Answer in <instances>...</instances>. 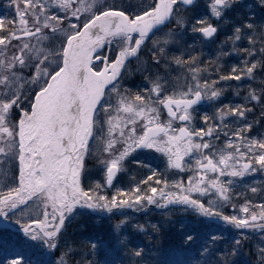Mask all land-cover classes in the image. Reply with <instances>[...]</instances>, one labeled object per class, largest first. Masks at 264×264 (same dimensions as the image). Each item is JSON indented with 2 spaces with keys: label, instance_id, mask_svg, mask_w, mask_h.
Returning <instances> with one entry per match:
<instances>
[{
  "label": "snow or ice",
  "instance_id": "1",
  "mask_svg": "<svg viewBox=\"0 0 264 264\" xmlns=\"http://www.w3.org/2000/svg\"><path fill=\"white\" fill-rule=\"evenodd\" d=\"M6 7L14 11L0 17V218L14 217L49 257L59 253L44 264H123L120 250L130 264H151L122 232L139 230L151 243L176 210L235 230L182 232L185 244H198L190 264H264V0H211L207 15L195 0ZM226 58L239 63L229 68ZM126 72L139 76L131 87ZM202 105L214 110L197 123ZM154 153L165 171L191 173L187 182L138 158ZM90 158L102 179L86 190ZM129 162L150 174L106 194ZM153 210L161 220L145 233L132 214ZM105 213L124 217L108 240L68 233L74 218Z\"/></svg>",
  "mask_w": 264,
  "mask_h": 264
},
{
  "label": "rangeland",
  "instance_id": "2",
  "mask_svg": "<svg viewBox=\"0 0 264 264\" xmlns=\"http://www.w3.org/2000/svg\"><path fill=\"white\" fill-rule=\"evenodd\" d=\"M109 2H112V0H109ZM8 3V0H0V17L8 16L9 19L12 18V13L14 10H10L6 7V4ZM211 3V0H197L196 5L200 8V14L201 15H207L210 14V8L208 5ZM166 31V29H165ZM220 39H223V36L220 37ZM191 43V42H189ZM218 43V41H217ZM215 45H209L207 48L204 49L205 52H211V55H215ZM227 51V49H225ZM194 54V53H193ZM207 59H210V56H205ZM187 59V57H185ZM227 59V58H226ZM236 60V58L228 59L229 68L232 64H236L233 62ZM239 63V62H238ZM137 66L136 61H132L129 64V68L135 69ZM177 73H174L173 75H176ZM127 80L124 82V87H131L133 83L137 82L139 80L138 75H132L128 76L127 72L125 73ZM236 85L233 84V87ZM221 87H224V85H221ZM230 99H233V92L229 90L226 93L225 98H223V103H228ZM115 103V99L113 101ZM235 102H239V100H235ZM219 106V105H217ZM214 109L201 106L199 108L197 115V123H201L199 120V117L202 116L205 112L211 113ZM162 119H165V117L162 115ZM230 123V122H228ZM155 154V153H154ZM154 154H151L153 156ZM150 155H142L138 157L139 159L143 160L147 165L150 167L159 166L161 167V170L159 172H162L163 175L167 177H171L174 174L177 175V180L182 179L185 183L187 182L188 175H191V173L187 174H176L178 170H168L165 171L166 168V160L161 157L159 153H156L155 156L161 157L162 159L156 160L151 157ZM159 157V158H160ZM152 160V163H149L147 159ZM127 167V172H121L118 174L117 178L114 179V187L107 189L106 194L111 195L113 191H115L116 188H122L127 187L128 182L135 177L137 180L146 178L147 175L150 173L147 171V169H141L137 167L136 165L129 162ZM99 165H97L96 161L93 159H89L86 164V169L89 173L88 177L84 179L82 186L85 187L87 190V187L91 183L98 182L102 179V173L98 171ZM158 170V169H156ZM146 174L144 177L142 175H138L139 173ZM256 180L261 179L260 176L255 177ZM247 183L252 184V179L250 178ZM238 191L243 192V188L238 189ZM240 203H243L242 200L239 201ZM258 202V201H254ZM136 217L134 223H140L145 225V233H151V229L148 227L151 223H157L161 220V216L159 215V212L157 211H151V212H145L140 215L132 214ZM185 215H187V218H185ZM188 213H181L179 210H176L173 214L172 220L169 222V225L163 229L162 234L159 237H154L151 240V243H149L148 235H145L144 233H141L139 230L132 232L129 229H124L122 234H129L132 237L133 244H138L139 246H142L146 249V257L145 259L147 261H150L151 264H160L161 261H169L173 259L176 256H182L184 250L191 248V244H176L179 243V238H184L182 235V232H187L186 230V224L189 223L186 219H188ZM124 219L122 216H111L109 218V214H107L105 217H94V216H80L79 218H74L72 222L68 225V233L70 232H81L86 231L88 234H96L103 236L105 240L109 239V233L111 231V226L115 225L119 220ZM7 222L13 224L16 227H19L15 223V218L10 217ZM196 222H192V226ZM184 225V229L182 230L180 228V225ZM81 225H83V228H81ZM220 229H218L219 232L217 234H224L225 236L231 237L232 233H235L234 229H231L229 226L219 224ZM123 228V226H122ZM188 228V227H187ZM203 232H197L198 234L204 233ZM90 247V245H89ZM49 250L42 247L38 242L32 241L30 237L25 236L24 234H21L17 231H13L9 228H3L0 227V264H11L12 260H18L22 261V264H43L36 262L34 259L32 261H28L29 255H42L45 256L46 259H49V255H47ZM27 254V257H26ZM116 257L118 260H122L123 264H130V259L127 255H125L124 250H120L116 252ZM58 257H53L52 259H56ZM198 258L197 252L193 251L191 252V255L189 256V259H186L188 264H190L191 260ZM245 259L249 260L252 259L250 256H245ZM43 262H45V259L43 258Z\"/></svg>",
  "mask_w": 264,
  "mask_h": 264
},
{
  "label": "trees",
  "instance_id": "3",
  "mask_svg": "<svg viewBox=\"0 0 264 264\" xmlns=\"http://www.w3.org/2000/svg\"><path fill=\"white\" fill-rule=\"evenodd\" d=\"M194 55H195V53H194ZM204 60L207 61L209 59H207L206 57H204ZM226 60H227V67H229L230 64L228 63V59H226ZM233 62L238 63L239 60L236 59ZM160 159L161 158L157 157L156 158V162L158 160H160ZM157 167H158L157 168L158 169L157 171L159 172V167L160 166H157ZM173 171H175V170H173ZM139 175H142L144 177L146 174H144L142 172V173H139ZM164 178H167L171 182L173 180H177V175L174 174L171 177H167V176L164 175ZM198 221L200 222L199 224H198V222L196 220L189 221V222H196V223L193 226H192V223L191 224H188V225H185L186 226V230L189 232V231H191V229L193 227H195L196 233L197 232L208 231L209 229H214V230H216V232H219L218 229H220V228L216 224L206 223V221H204L201 217L199 218ZM203 222H204V225H202ZM69 234L73 238H75L77 241H79L82 238L88 237L92 233H89L88 234L86 231H81V232L74 231V232H70ZM178 242L179 243H176V244H180V243L185 244L184 243V238L183 239L182 238H179V241ZM191 245H192L191 248H188V249L184 250V253L182 254L183 257L182 256H176L173 259V263H169V262H172V259H171V260H169L167 262L165 260L164 261H161L160 264H188V262L186 261V259H189V256L191 255V252H193V251H196L197 252V249H198V244H191ZM244 252H247V248L244 250ZM58 255H59V253H57V256H53V257H58ZM99 255H100V257H103L104 256L103 251H101ZM29 256L30 257L28 258V261H32L34 259L36 262H39V263H43L44 264L43 258L45 259V262L48 260V259H46L45 256H42V255H29ZM245 256H248V255H244V253H242L239 259H241L243 261H247V259H245ZM26 257H27V254H26ZM53 257H49V259L50 258L52 259Z\"/></svg>",
  "mask_w": 264,
  "mask_h": 264
},
{
  "label": "water",
  "instance_id": "4",
  "mask_svg": "<svg viewBox=\"0 0 264 264\" xmlns=\"http://www.w3.org/2000/svg\"><path fill=\"white\" fill-rule=\"evenodd\" d=\"M150 207H151V206H150ZM140 213H141V212H140ZM106 214H107V213H105L104 215H106ZM136 214H139V213H136ZM104 215H103V216H104ZM0 221H2V223H0V227L11 228V229H14V230H16V231H18V232L24 234L23 231L20 229V227H14L12 224H10V223H8V222H6V221H3L2 218L0 219Z\"/></svg>",
  "mask_w": 264,
  "mask_h": 264
},
{
  "label": "flooded vegetation",
  "instance_id": "5",
  "mask_svg": "<svg viewBox=\"0 0 264 264\" xmlns=\"http://www.w3.org/2000/svg\"><path fill=\"white\" fill-rule=\"evenodd\" d=\"M231 212H232V209H231V206H229L228 209L226 210V213L231 214Z\"/></svg>",
  "mask_w": 264,
  "mask_h": 264
}]
</instances>
